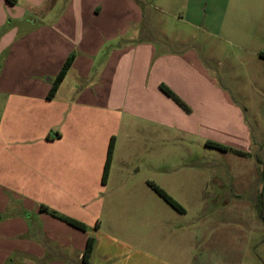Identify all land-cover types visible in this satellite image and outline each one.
I'll return each mask as SVG.
<instances>
[{
	"label": "rangeland",
	"instance_id": "1",
	"mask_svg": "<svg viewBox=\"0 0 264 264\" xmlns=\"http://www.w3.org/2000/svg\"><path fill=\"white\" fill-rule=\"evenodd\" d=\"M139 1L147 6L145 13L155 9L152 26L145 23L157 39L168 38L176 48L185 45L200 57L208 78L197 76L196 83L217 85L218 118H204L200 133L185 136L158 125L152 135L151 129L123 122L107 138L106 145L113 138V153L105 183V156L99 152V136L91 134L96 146L88 143L90 164H80L74 152L59 155L52 171L36 170L34 156H28L30 166L20 173L27 184L18 188L30 194L31 182L37 189L50 182L57 198L54 208L46 205L82 221L83 233L91 237H97L99 226L102 235L125 241L133 251L120 253L136 252L129 264L136 256L151 257L153 264H264V59H259L264 57V0ZM205 87L200 92L209 94ZM62 105L57 99L50 103L59 113ZM231 106L241 114L239 123L230 116ZM60 146L66 150L67 142ZM148 182L185 211L170 207ZM11 189L0 187V194L12 196ZM27 198L32 225L41 203Z\"/></svg>",
	"mask_w": 264,
	"mask_h": 264
},
{
	"label": "crops",
	"instance_id": "2",
	"mask_svg": "<svg viewBox=\"0 0 264 264\" xmlns=\"http://www.w3.org/2000/svg\"><path fill=\"white\" fill-rule=\"evenodd\" d=\"M141 4L139 0H16L14 4L0 0V187L14 192L8 197L0 194V264H82L87 232L44 212H37L34 224L27 223L32 219L27 197L51 207L57 198L50 182L40 189L31 182L30 194L18 188L27 184L20 173L30 166L28 156H34L36 170L52 171L59 155L74 152L80 164H90L85 152L89 142L96 146L92 134L99 136L104 165L107 138L123 122L151 129L152 135L158 125L168 128L169 134L185 136L200 133L204 118H218L217 85L207 82L206 88L196 83L197 76L208 78L200 57L185 45L176 48L168 38L157 39L151 28L155 9L145 13L147 6ZM71 55L63 81L48 99L54 77ZM203 87L209 94L200 92ZM55 99L63 103L60 113L51 109ZM20 111L23 114H16ZM230 112L239 123V111L231 106ZM66 142L64 150L60 145ZM94 233L88 264H129L136 254L129 255L132 248L111 233L103 236L99 226ZM153 263L151 257L136 256L133 264Z\"/></svg>",
	"mask_w": 264,
	"mask_h": 264
},
{
	"label": "trees",
	"instance_id": "3",
	"mask_svg": "<svg viewBox=\"0 0 264 264\" xmlns=\"http://www.w3.org/2000/svg\"><path fill=\"white\" fill-rule=\"evenodd\" d=\"M7 2L14 4L16 2V0H6ZM73 56L71 55L70 57H68L65 62L63 63V65L61 66L60 70L58 71L57 75L54 77V80L50 86V89L48 91L47 94V98L48 99H52L56 93V91L58 90V87L60 85V83L63 81L70 65H71V61H72ZM161 89L162 91H164L168 96L172 97V99L183 109H186V107L184 106V104L178 99L176 98L173 93L164 85H161ZM206 144L210 147L219 149L221 151H233L235 153H237L238 155H244L241 152H238L236 150H232L224 145L215 143V142H210V141H206ZM112 153H113V138L110 139L109 141V145H108V150H107V156L103 165V170H102V177H101V182L105 183L109 174V170H110V164H111V157H112ZM149 187H151L155 193L162 198L170 207H172L174 210H176L179 213H183L185 210L184 208L177 202L175 201L170 195H168L162 188H160L159 186H157L155 183L153 182H148L147 183ZM40 211L47 213L49 215H51L52 217L66 223L67 225L78 229L80 231L85 232L87 230V226L80 220L73 218L71 216H68L66 214H63L57 210L51 209L49 208L47 205L41 204L40 205ZM94 245H95V240L93 237L89 236L86 240V244L84 247V251H83V255H82V264H88L90 261V258L92 257V253L94 250Z\"/></svg>",
	"mask_w": 264,
	"mask_h": 264
}]
</instances>
